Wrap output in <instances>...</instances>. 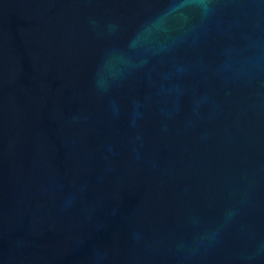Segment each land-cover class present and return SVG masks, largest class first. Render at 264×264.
Returning a JSON list of instances; mask_svg holds the SVG:
<instances>
[{
    "label": "water",
    "instance_id": "1",
    "mask_svg": "<svg viewBox=\"0 0 264 264\" xmlns=\"http://www.w3.org/2000/svg\"><path fill=\"white\" fill-rule=\"evenodd\" d=\"M0 264H264V0H0Z\"/></svg>",
    "mask_w": 264,
    "mask_h": 264
}]
</instances>
